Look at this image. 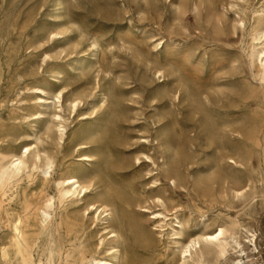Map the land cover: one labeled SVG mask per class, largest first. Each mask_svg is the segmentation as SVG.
Returning a JSON list of instances; mask_svg holds the SVG:
<instances>
[{"label":"rangeland","instance_id":"rangeland-1","mask_svg":"<svg viewBox=\"0 0 264 264\" xmlns=\"http://www.w3.org/2000/svg\"><path fill=\"white\" fill-rule=\"evenodd\" d=\"M257 32L264 0H0V161L30 146L27 168L0 190V264H86L112 248L117 264H181V243L235 218L257 233L246 264H264ZM46 157L54 168L41 186ZM65 171L81 175L85 197L58 198ZM26 207L36 234L19 263L6 222Z\"/></svg>","mask_w":264,"mask_h":264},{"label":"bare ground","instance_id":"bare-ground-1","mask_svg":"<svg viewBox=\"0 0 264 264\" xmlns=\"http://www.w3.org/2000/svg\"><path fill=\"white\" fill-rule=\"evenodd\" d=\"M255 36H256L255 40L260 43L262 40H264V32H257ZM263 47H264V43L262 44L260 48L253 49L252 54H251V56L255 54V56L260 61V64L262 67L261 68L262 76L260 75V78L264 77V49ZM37 90L40 91L41 93L40 89H37ZM72 105H73L72 108H74L75 104H72ZM210 131L215 132L214 129H211ZM23 149L24 151L20 153L16 151H13L12 153H10L8 155V161L6 163H2L0 161V190L4 186H9L10 184L13 183V181L17 180V178L20 176V174L23 171V166L24 168H27L26 163L24 162L23 159L26 157V154L29 153L30 146H25ZM33 158L37 162L39 161L37 153H35ZM84 159H87V158H84ZM174 161H175L174 165L178 166L179 159L177 158ZM52 168H54L53 162L49 158L46 157L45 158V170L42 172L44 179L40 183L41 186L46 183L47 175L49 174V171ZM65 174L69 175V171H65L59 174L57 178L56 187L58 188V198L66 201L67 199L72 200L71 197L77 198L78 196H81V199L85 197L89 187L84 185L82 181H80L81 175L79 173H73L71 174L72 176L64 179L62 176ZM215 178L218 180L220 185H223L226 182V178L224 176L217 175V177ZM173 184L175 185L174 182ZM195 185L197 186V189L204 191V193L208 190L207 186H209L207 183H204V182L203 183L199 182ZM241 187H242L241 180L236 179L233 182V186H232L233 198L238 199L243 196L244 192L240 190ZM112 193L114 195L113 199L117 200L122 205V208H123L122 218L128 223V225L130 226L134 234L140 235V232H141L140 226L135 222L134 218L125 211V208L129 207L131 202L122 192L118 191V192H112ZM43 201L45 203L43 208L45 209H43L41 212V219H42V222L44 223L46 220L49 219V215L47 214V209L51 208L53 198L45 197ZM94 204H88L86 207V211L93 210L97 212L99 208H95ZM106 207L107 206H102V209L104 208V210L99 211L97 214V217L108 211L106 210ZM0 209H1V206H0ZM28 210L29 208L26 207L22 215H16V217L13 219L8 218L6 222V227L12 230L13 232V244L11 245V248L13 249L14 256L19 263L26 262L27 260L26 254L28 253V250L30 249L29 248L30 240L36 234L34 220L32 217H30ZM155 215L156 216L152 217L153 219L162 217V215L160 216L159 214H155ZM245 226H247V223L241 222L237 218H235L226 223H222L220 226H217L215 231L211 234L201 233L197 235L196 237L189 239L187 243L185 244L181 243L180 249L178 250L180 254L181 264H184L186 261H188L189 258H191L192 250H193L194 255L197 254V256L195 255L197 258L194 262L192 260V264H207L205 261L206 257H212L214 259V264H246L248 263L250 261L249 257L257 253V242L255 240L257 233L254 231L251 225H248L247 228ZM110 234H112L110 238L117 237V235H115L114 232H111ZM178 235H179L178 233L174 234L175 237ZM142 237L143 235H141V241L144 245H146L148 243V240L145 238L142 239ZM55 251H56V246L54 245L52 252H55ZM3 256L6 259H8V251L4 250ZM118 256H119V251L117 250V248H112L108 260H100V259L95 260L94 258H91L86 264H117L119 260ZM230 257L232 258V260L227 261L228 259H230Z\"/></svg>","mask_w":264,"mask_h":264}]
</instances>
